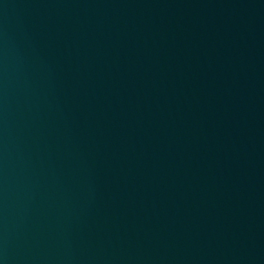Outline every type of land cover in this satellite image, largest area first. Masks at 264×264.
<instances>
[{"label":"water","instance_id":"95a60500","mask_svg":"<svg viewBox=\"0 0 264 264\" xmlns=\"http://www.w3.org/2000/svg\"><path fill=\"white\" fill-rule=\"evenodd\" d=\"M0 264H264V0H0Z\"/></svg>","mask_w":264,"mask_h":264}]
</instances>
